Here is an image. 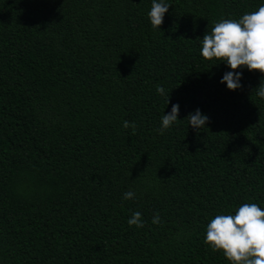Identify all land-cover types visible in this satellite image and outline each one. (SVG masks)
I'll return each instance as SVG.
<instances>
[{
  "label": "trees",
  "instance_id": "16d2710c",
  "mask_svg": "<svg viewBox=\"0 0 264 264\" xmlns=\"http://www.w3.org/2000/svg\"><path fill=\"white\" fill-rule=\"evenodd\" d=\"M166 2L152 28L151 0H0V264H228L206 224L264 209V77L199 54L264 0Z\"/></svg>",
  "mask_w": 264,
  "mask_h": 264
},
{
  "label": "clouds",
  "instance_id": "9594fccd",
  "mask_svg": "<svg viewBox=\"0 0 264 264\" xmlns=\"http://www.w3.org/2000/svg\"><path fill=\"white\" fill-rule=\"evenodd\" d=\"M166 0H151L147 18L152 28H159L163 16L169 8ZM199 54L203 59H215L223 62L227 70L223 72L219 83L228 90L241 87L242 72L259 70L264 77V3L253 12L244 13L238 19H222L215 22L211 31L205 33L199 41ZM156 92L165 96V89L157 86ZM256 95L264 99V82L258 84ZM169 95L166 105L169 103ZM179 105L173 103L170 111L160 117V126L156 129L163 133L178 121ZM188 126L198 131L206 126L208 116L199 108L188 113ZM122 126L129 127L128 121ZM135 193L125 191L123 200L133 199ZM141 213L132 212L127 219L129 226L143 227ZM159 222V215L154 214L152 223ZM203 243L211 251H220L228 264H264V209L256 203H242L235 208L234 214H218L205 226Z\"/></svg>",
  "mask_w": 264,
  "mask_h": 264
}]
</instances>
